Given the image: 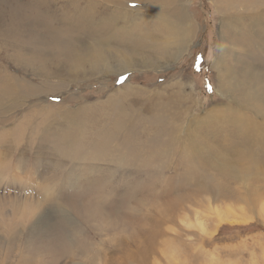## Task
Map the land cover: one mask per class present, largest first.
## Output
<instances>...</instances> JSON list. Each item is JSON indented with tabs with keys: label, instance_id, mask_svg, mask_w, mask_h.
<instances>
[{
	"label": "rangeland",
	"instance_id": "1",
	"mask_svg": "<svg viewBox=\"0 0 264 264\" xmlns=\"http://www.w3.org/2000/svg\"><path fill=\"white\" fill-rule=\"evenodd\" d=\"M256 1L0 0V264H264ZM157 12L185 50L121 63Z\"/></svg>",
	"mask_w": 264,
	"mask_h": 264
},
{
	"label": "bare ground",
	"instance_id": "2",
	"mask_svg": "<svg viewBox=\"0 0 264 264\" xmlns=\"http://www.w3.org/2000/svg\"><path fill=\"white\" fill-rule=\"evenodd\" d=\"M254 2H258L256 0H253ZM225 3H228V2H225ZM253 3V2H252ZM250 4V3H249ZM248 6V5H247ZM224 7H228L229 8V5H226ZM227 8V9H228ZM243 8H246L247 10V16H249V18L251 17L256 19V22H254V30L255 32H259V35L258 36H264V0H261L260 1V4H254L252 7H243ZM179 16L177 18H174L173 20L170 21L171 25H174L175 27V30L171 31V36L170 38H168L170 40V43L169 45L167 46L166 45V42H168V39L165 37V36H162L161 37V34H159V29L160 28H164L166 31L168 29V26H169V23L168 21L165 19V18H162V15L161 14H154L152 16V19H153V22L152 23H145L141 26V31L142 33L144 32V36L147 38V40H143V36H141V39L142 41L141 42V45H140V48H137L135 47L136 44L138 43H134V46L131 48H127L126 50H117L119 52L120 55H123L126 59H119V61L121 63L125 62L124 60H127V64H129L130 60H131V57H138V56H133V55H141V57H138L139 59L137 60L140 64H151L152 63V60H151V57L154 59L156 58L158 61L159 60H163L164 58H166L165 56L166 55H169L170 53H168L169 51V46L170 45H173L175 46V48H177L178 50V53H182L183 52V49L185 50L184 48V44L190 39V35L192 34V31H191V28H184V22L186 21V18L184 15H182L181 13H178L176 12ZM166 15V14H165ZM118 16V15H117ZM176 16V15H175ZM95 18V17H94ZM113 18V17H112ZM116 18V17H115ZM32 19V18H31ZM114 19V18H113ZM33 20V19H32ZM97 20V19H96ZM104 20V19H103ZM106 20V19H105ZM110 20V19H109ZM258 22H261L259 24H257ZM101 23V22H100ZM106 24V23H105ZM108 24V23H107ZM97 25V24H95ZM104 25V24H102ZM112 25V24H111ZM189 25V24H188ZM99 26V25H98ZM106 26V25H105ZM186 26V25H185ZM81 27V26H80ZM96 28V27H95ZM97 28H100V27H97ZM71 30V29H70ZM162 30V29H160ZM261 30V31H260ZM99 33V32H98ZM95 34V33H94ZM100 35V34H98ZM97 35V36H98ZM142 35V34H141ZM113 36V35H112ZM115 38V36H113ZM109 38V37H108ZM96 39V37H95ZM94 39V40H95ZM107 40V38L105 39ZM92 41V39H91ZM109 41V40H108ZM104 42V41H103ZM132 42V41H131ZM84 43V42H83ZM90 44V43H89ZM105 44V43H104ZM77 45V44H76ZM108 45V44H107ZM129 47V46H128ZM147 47H151V49L153 50H147L146 48ZM91 48V47H90ZM116 48V47H115ZM96 50V49H95ZM106 50V49H105ZM147 50V51H146ZM59 51V50H58ZM64 51V50H63ZM84 52V51H83ZM110 52V51H109ZM116 52V51H115ZM67 54V53H66ZM87 54V53H86ZM110 54V53H109ZM98 55V54H97ZM96 55V56H97ZM100 55V54H99ZM107 55V54H106ZM173 55V54H172ZM175 55V54H174ZM86 56V55H85ZM89 56V55H88ZM111 56V55H110ZM180 56V55H179ZM71 57V56H70ZM92 57V56H91ZM94 57V56H93ZM104 57V56H103ZM107 57V56H106ZM174 57V56H173ZM178 57V56H177ZM82 57L78 56L77 59L80 61ZM84 58V57H83ZM89 58V57H88ZM93 59V58H92ZM219 59V58H218ZM134 60V59H133ZM132 60V61H133ZM168 60V59H167ZM75 61V60H74ZM79 61H77L79 63ZM87 62V61H86ZM85 62V63H86ZM154 62V61H153ZM157 62V61H156ZM76 63V62H75ZM89 63V62H88ZM134 64V62H132ZM217 61H215V66H217ZM125 64V63H124ZM155 64V63H153ZM253 64V63H252ZM70 65V64H69ZM248 65V64H247ZM124 66V65H123ZM219 66V65H218ZM217 66V67H218ZM250 66V65H249ZM254 66V65H252ZM250 66V67H252ZM261 68V67H260ZM252 70V69H251ZM222 71V70H221ZM244 71V70H243ZM262 71V70H261ZM2 73V72H1ZM70 73V72H69ZM263 73V72H262ZM262 73H260L262 75ZM248 75H251V72L249 71H245L243 72L242 76L246 77ZM257 75V74H256ZM256 77V76H255ZM260 77V76H259ZM262 77V76H261ZM242 78V77H241ZM263 78V77H262ZM254 79V78H253ZM242 80V79H241ZM243 81V80H242ZM251 81V80H250ZM16 82V81H15ZM245 82V81H244ZM252 82V81H251ZM3 84V83H2ZM233 84V83H231ZM242 84V83H241ZM249 84V83H248ZM246 86H248L247 84H245ZM236 86H239V85H236ZM243 86V85H241ZM250 89L249 90V96L250 98H252L255 102V100L259 98V95L257 93V86L256 84H254L253 82L250 83L249 85ZM1 87V86H0ZM4 88V87H3ZM6 89V88H5ZM4 89V90H5ZM239 89V87H238ZM244 89V87H243ZM242 89V90H243ZM256 89V90H255ZM237 90V89H236ZM240 90H238L239 92ZM242 92V91H241ZM244 94V93H242ZM246 95L247 94V91H246ZM245 95V97L247 98V96ZM158 97V96H157ZM244 97V99H245ZM2 99V98H0ZM256 100V101H257ZM262 100V98H261ZM260 100V101H261ZM243 101V100H242ZM251 101V100H249ZM263 102V101H262ZM249 103V102H248ZM175 104V101L172 103V105L174 106ZM254 104V103H253ZM245 105V104H244ZM250 107V105H249ZM254 107V106H253ZM256 108V107H254ZM258 109V108H257ZM257 109H255V111H257ZM253 110V108H252ZM263 110V109H262ZM258 112V111H257ZM122 115V114H121ZM263 116V115H262ZM118 121H111L109 127L110 129L113 130V132H115V135L117 134L118 131H126L124 129V127L126 128V126H122L121 125V122L120 120H123L121 118H118L117 119ZM124 124V123H123ZM129 128V125L128 127ZM130 130V129H129ZM255 134V133H254ZM253 134V135H254ZM251 135V134H250ZM256 135V134H255ZM258 135V134H257ZM260 138V134L258 136ZM257 137V138H258ZM126 140V142H132V140L130 139V137L126 136V138L123 136L122 137V141ZM125 142V141H124ZM63 145V144H62ZM66 147V146H65ZM63 151V150H62ZM60 154V152H59ZM223 155V154H222ZM215 157V155H214ZM256 162V161H255ZM258 162V161H257ZM255 166V165H254ZM53 201V200H52ZM15 224H13V226L9 227L8 230H11L9 231V233L13 232V230L15 229ZM18 227V226H17ZM74 256V255H73ZM31 261V260H30ZM31 264H37V263H34V261L32 260V262H30ZM25 264H29V263H25Z\"/></svg>",
	"mask_w": 264,
	"mask_h": 264
}]
</instances>
